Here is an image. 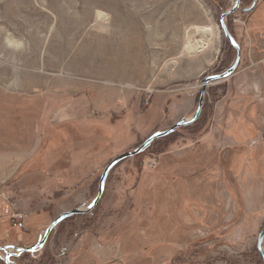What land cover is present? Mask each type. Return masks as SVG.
Listing matches in <instances>:
<instances>
[{
  "label": "rangeland",
  "instance_id": "rangeland-1",
  "mask_svg": "<svg viewBox=\"0 0 264 264\" xmlns=\"http://www.w3.org/2000/svg\"><path fill=\"white\" fill-rule=\"evenodd\" d=\"M234 2L0 0V264L87 208L113 159L194 116L204 79L235 61L219 22ZM224 24L240 62L198 119L111 169L91 212L8 264H263L264 0ZM99 57L119 77L98 76Z\"/></svg>",
  "mask_w": 264,
  "mask_h": 264
},
{
  "label": "water",
  "instance_id": "water-1",
  "mask_svg": "<svg viewBox=\"0 0 264 264\" xmlns=\"http://www.w3.org/2000/svg\"><path fill=\"white\" fill-rule=\"evenodd\" d=\"M255 7V2L252 4V6L249 9H245L244 12L246 13H250L251 11L254 10ZM239 8V0H235L232 8L226 12H224L220 18H219V22H220V26L221 29L223 31L224 37L227 40V42L232 45L235 50H236V57H235V61L233 63V65L224 73L219 74V75H215V76H210L204 79L203 84L201 85V94L199 97V101H198V106H197V110L194 114L193 117H191L190 119H187L185 121L179 122L177 124H174L171 128H169L166 131L163 132H157L154 133L153 135H151L149 138H147L145 140V142H143L137 149H135L132 152H126L120 156H118L117 158L113 159L104 169L100 181H99V185H98V191H97V196L94 198V200L91 202V204L85 208V209H77V210H72L69 212H66L64 214H61L60 216H58L48 227L47 229L44 231L43 233V237L41 240H39L35 245L31 246L30 248H15L13 247L15 253H6V264H8L9 262V258L10 257H14V256H20L23 252H34L37 251L39 249H41L50 233L54 230V228L61 223L63 220L72 217V216H76V215H81L84 213H89L91 212L96 205L98 204L102 194H103V189H104V184L107 178L108 173L110 172L111 169H113L114 167H116L117 165H119L120 163H122L124 160L131 158L137 154H139L140 152H142L145 148H147L153 141L160 139V138H164L167 137L169 135H171L172 133H174L175 131H177L179 128L181 127H185L187 125H191L192 123H194L198 117L200 116V113L202 111L203 108V103H204V97H205V92L206 89L209 85L215 83V82H219V81H224L226 79H228L229 77H231L234 73L236 68L239 65L240 62V49L238 48V46L235 44L231 34L229 33L226 25L224 24V20L231 15L232 13H234L235 11H237ZM263 242H264V228L260 231L258 238H257V244H256V249L257 252L259 254V256L261 257L263 264H264V248H263ZM2 250V249H0Z\"/></svg>",
  "mask_w": 264,
  "mask_h": 264
},
{
  "label": "bare ground",
  "instance_id": "bare-ground-1",
  "mask_svg": "<svg viewBox=\"0 0 264 264\" xmlns=\"http://www.w3.org/2000/svg\"><path fill=\"white\" fill-rule=\"evenodd\" d=\"M98 17H102V14L98 13ZM212 34L213 33H212L211 28L196 29L195 32H189V33L187 32L188 42H186V44L184 46V52L187 53L190 56H193L196 53L201 52L202 50L205 49V43H204V41H201V39L204 38V37H206L207 39H210L212 37ZM196 37H199V40H196V41H194V43H192L191 41L196 39ZM157 38H158L157 35L152 34V39H150L152 41H150V42H155L157 40ZM106 41H107V39L103 40V42H106ZM9 46H11V45H9ZM98 59L102 61L101 65L98 66L99 69H100L98 76H100V77L104 76V77H107V78H109L111 80L114 79V77H119L118 75L116 76V74H114L113 71H110L111 67L114 65V64L111 63L113 61L112 58L108 59L109 62L105 61V57H99ZM125 68L127 69V67H125ZM105 69H106V72H104ZM121 71H123V70H121ZM129 73H131V71ZM123 76H124V74H123Z\"/></svg>",
  "mask_w": 264,
  "mask_h": 264
},
{
  "label": "built area",
  "instance_id": "built-area-1",
  "mask_svg": "<svg viewBox=\"0 0 264 264\" xmlns=\"http://www.w3.org/2000/svg\"><path fill=\"white\" fill-rule=\"evenodd\" d=\"M12 217V223L15 227H18L20 229L23 228V225H24V215L23 214H20V213H16L14 214Z\"/></svg>",
  "mask_w": 264,
  "mask_h": 264
},
{
  "label": "crops",
  "instance_id": "crops-1",
  "mask_svg": "<svg viewBox=\"0 0 264 264\" xmlns=\"http://www.w3.org/2000/svg\"><path fill=\"white\" fill-rule=\"evenodd\" d=\"M206 63L209 64V62H207V61H206ZM0 80H3V79L1 78ZM32 80L34 81L33 78H32L30 81H32ZM15 82H16V79H15ZM24 82H25V81H24ZM24 82H23V83H24ZM6 83H7V81H6ZM6 83H5V86H6ZM16 83H17V85L20 86V84H19L18 82H16ZM23 83H22V85H23ZM45 83H46V82H45ZM9 86H10V85H9ZM23 87L26 88V91L30 89V87H27V85H26V86L23 85ZM25 88H24V89H25ZM8 90H9V89H8ZM15 90H17V89H15ZM58 117H59V115L57 114L55 118L57 119ZM19 162H20V161H16L14 164H15V165H18ZM9 164H12V163H9ZM14 169H15V168H14ZM14 169H13V170H14ZM4 170H5V169H4ZM4 170H2V171H4ZM2 171H0V172H2ZM11 173H12V172H11ZM11 173H10V174H11ZM6 177H7V176H6ZM8 177H9V176H8Z\"/></svg>",
  "mask_w": 264,
  "mask_h": 264
},
{
  "label": "trees",
  "instance_id": "trees-1",
  "mask_svg": "<svg viewBox=\"0 0 264 264\" xmlns=\"http://www.w3.org/2000/svg\"><path fill=\"white\" fill-rule=\"evenodd\" d=\"M81 215H82V214H81ZM29 253H31V252H29ZM22 254H28V252H27V253H26V252H23ZM22 254H21V255H22Z\"/></svg>",
  "mask_w": 264,
  "mask_h": 264
},
{
  "label": "flooded vegetation",
  "instance_id": "flooded-vegetation-1",
  "mask_svg": "<svg viewBox=\"0 0 264 264\" xmlns=\"http://www.w3.org/2000/svg\"><path fill=\"white\" fill-rule=\"evenodd\" d=\"M240 1H241V0H239V4H240ZM251 6H252V5H251Z\"/></svg>",
  "mask_w": 264,
  "mask_h": 264
}]
</instances>
